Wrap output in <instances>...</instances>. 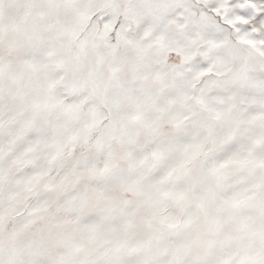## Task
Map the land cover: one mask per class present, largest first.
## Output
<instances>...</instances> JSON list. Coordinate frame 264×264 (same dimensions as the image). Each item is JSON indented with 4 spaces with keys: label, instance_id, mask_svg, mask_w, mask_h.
Returning a JSON list of instances; mask_svg holds the SVG:
<instances>
[{
    "label": "snow or ice",
    "instance_id": "1",
    "mask_svg": "<svg viewBox=\"0 0 264 264\" xmlns=\"http://www.w3.org/2000/svg\"><path fill=\"white\" fill-rule=\"evenodd\" d=\"M0 264H264V0H0Z\"/></svg>",
    "mask_w": 264,
    "mask_h": 264
}]
</instances>
